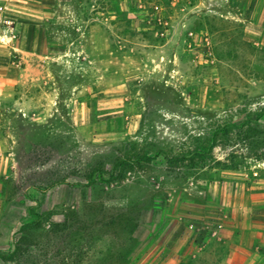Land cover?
I'll return each instance as SVG.
<instances>
[{
    "label": "rangeland",
    "instance_id": "1",
    "mask_svg": "<svg viewBox=\"0 0 264 264\" xmlns=\"http://www.w3.org/2000/svg\"><path fill=\"white\" fill-rule=\"evenodd\" d=\"M58 1L0 103V264H236L260 236L213 215L264 177V0Z\"/></svg>",
    "mask_w": 264,
    "mask_h": 264
},
{
    "label": "crops",
    "instance_id": "2",
    "mask_svg": "<svg viewBox=\"0 0 264 264\" xmlns=\"http://www.w3.org/2000/svg\"><path fill=\"white\" fill-rule=\"evenodd\" d=\"M46 2L48 1L0 0V6L5 8V13L0 16V103L11 100L16 87H25L34 80L32 61H29L30 55L38 56L40 49L43 50L45 47L49 28L52 26L48 20L50 15L48 8L51 5L56 6L62 3L60 1L57 3L54 0L49 5ZM252 3L249 2L246 15L250 12L249 8ZM2 16L16 22L15 32L2 27ZM236 16L240 20L249 21L246 17ZM257 22V20L253 23L250 22L249 28L252 30V26L257 25ZM16 55L22 58L20 63L17 60L19 64L14 63ZM0 113L2 114V111ZM260 175L264 174L261 172ZM238 194H242L239 200H237ZM227 204L226 208L229 212L226 215L225 213L213 215L214 227H217V232L225 229L233 234L244 221L246 233L260 236L250 240L246 238V240H242L236 234L232 236L226 242L229 247H232V253L229 255L230 262L264 264V255H256L251 250L256 247L264 248V177L248 185L243 191L231 193ZM233 213L237 214L233 215ZM235 224L237 227L234 226ZM213 242L215 243V241ZM239 251H241L240 254Z\"/></svg>",
    "mask_w": 264,
    "mask_h": 264
},
{
    "label": "built area",
    "instance_id": "3",
    "mask_svg": "<svg viewBox=\"0 0 264 264\" xmlns=\"http://www.w3.org/2000/svg\"><path fill=\"white\" fill-rule=\"evenodd\" d=\"M5 13V8L0 6V16ZM1 25L3 28L9 29L11 32H15L16 30V22L10 18H6L2 16Z\"/></svg>",
    "mask_w": 264,
    "mask_h": 264
}]
</instances>
